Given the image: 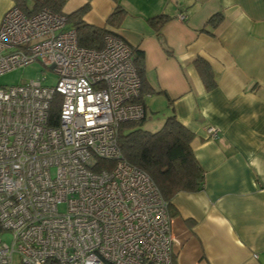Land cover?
Instances as JSON below:
<instances>
[{
  "label": "built area",
  "instance_id": "1",
  "mask_svg": "<svg viewBox=\"0 0 264 264\" xmlns=\"http://www.w3.org/2000/svg\"><path fill=\"white\" fill-rule=\"evenodd\" d=\"M35 62L56 86L0 88V231L12 237L0 232V264H174L169 204L119 149L120 125L146 118L134 50L112 34L83 48L65 15L15 6L0 25V76Z\"/></svg>",
  "mask_w": 264,
  "mask_h": 264
},
{
  "label": "crops",
  "instance_id": "2",
  "mask_svg": "<svg viewBox=\"0 0 264 264\" xmlns=\"http://www.w3.org/2000/svg\"><path fill=\"white\" fill-rule=\"evenodd\" d=\"M63 3L65 16L86 8V24L144 54V122L161 115L162 126L175 115L194 133L204 187L172 199L174 264H264V0ZM15 6L0 0V25ZM118 7L125 16L112 26ZM217 14L223 20L214 27L208 22ZM163 15L168 20L158 32L150 20ZM197 60L214 85L207 86ZM209 127L219 130V140L208 139Z\"/></svg>",
  "mask_w": 264,
  "mask_h": 264
},
{
  "label": "trees",
  "instance_id": "3",
  "mask_svg": "<svg viewBox=\"0 0 264 264\" xmlns=\"http://www.w3.org/2000/svg\"><path fill=\"white\" fill-rule=\"evenodd\" d=\"M32 1L34 2V7L32 8L27 0H16V7L21 9L26 15H32L44 8L63 14V0ZM85 9L83 8L69 17L66 16L67 21L68 23L71 22L73 29L76 30L81 47L101 50L103 49L106 35L118 36L105 28H96L86 24L81 19ZM122 16H125V11L118 7L109 18V24L116 26ZM76 19L80 20L77 21ZM167 20L168 18L163 15L150 21L157 31L160 32ZM222 20V14H217L208 23L216 27ZM134 62L143 87L144 54L141 51L134 50ZM196 63L207 86L214 85L215 81L211 71L207 69L206 63L203 60H197ZM139 101L143 102L142 90ZM53 113L54 116L58 115V105L54 106ZM143 122L144 120L120 125L119 149L127 162L143 170L152 178L163 198L168 202L169 211L173 218L174 216L171 212L172 199L179 193H195L201 191L204 187L205 174L191 146L194 133L185 127L175 115L169 116L162 128L155 133L143 129Z\"/></svg>",
  "mask_w": 264,
  "mask_h": 264
},
{
  "label": "rangeland",
  "instance_id": "4",
  "mask_svg": "<svg viewBox=\"0 0 264 264\" xmlns=\"http://www.w3.org/2000/svg\"><path fill=\"white\" fill-rule=\"evenodd\" d=\"M30 5V3H29ZM31 6V5H30ZM57 76L51 71L46 69L40 62H35L26 67H22L11 72H8L0 76V88H6L11 86H18L26 83H30L36 80H44L46 85L54 87L57 85ZM163 115V114H162ZM160 118V119H159ZM163 117L161 115L154 116L153 120H147L143 122V129L155 133L159 131L162 126L159 121H162ZM101 166H105L106 162H100ZM100 172V170H97ZM2 238L9 244H12V237L9 232H3ZM15 262L18 263V258L15 259Z\"/></svg>",
  "mask_w": 264,
  "mask_h": 264
}]
</instances>
